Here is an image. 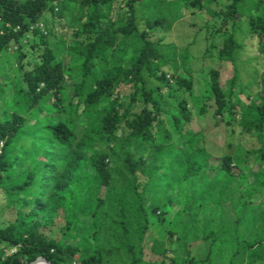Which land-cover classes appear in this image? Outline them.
I'll list each match as a JSON object with an SVG mask.
<instances>
[{
  "label": "trees",
  "instance_id": "1",
  "mask_svg": "<svg viewBox=\"0 0 264 264\" xmlns=\"http://www.w3.org/2000/svg\"><path fill=\"white\" fill-rule=\"evenodd\" d=\"M203 9L215 41L201 56L232 68L229 90L223 67L198 80L189 48L153 34ZM247 35L264 53V0H0V58L14 47L18 66L0 116V191L18 205L0 264H264V165L246 172L250 153L264 162V89L245 106L234 92ZM210 107L260 146L212 161L190 127Z\"/></svg>",
  "mask_w": 264,
  "mask_h": 264
},
{
  "label": "rangeland",
  "instance_id": "2",
  "mask_svg": "<svg viewBox=\"0 0 264 264\" xmlns=\"http://www.w3.org/2000/svg\"><path fill=\"white\" fill-rule=\"evenodd\" d=\"M204 1L205 0H202V2ZM219 6H221V4L214 1L210 4L212 9H215ZM138 12L139 15L141 12H144V7L142 5H138ZM207 18L208 13L206 12V9L199 11L197 14H184V12H182L181 19L175 21L170 29L164 31L157 30L153 34L155 38H161V41L164 43H173L178 48H189V62L192 68L195 70L196 78L198 80H205L208 77L207 71L209 65H218L223 67L224 71L221 80L225 89L229 90V81L227 82V80H230L233 77L232 68L227 66L226 61H220L216 58L215 49H213L212 54L209 53L207 57L201 56L202 53L205 52V48L210 43L213 44L215 41L214 34H210L212 30L211 26L204 27ZM58 20L56 21L59 23L60 21ZM166 24H168V21H166ZM245 38L244 41L246 42V45L241 53L242 57L237 65L239 72L237 80L238 82L234 86V92L237 94L238 100L243 106L248 103L249 99L259 98L260 93L264 89V53L260 52L258 49L256 38L252 39L248 35ZM241 39L243 40L242 37ZM13 50L14 47H12V49H10L6 54L3 53V56L0 58V82L3 83L5 96L4 100L0 99V116L4 115L3 107L5 102H7L13 96L15 77L18 75V66L15 61ZM25 53L27 59H30L29 56L32 54H30L27 49H25ZM74 70L76 74L79 72L76 67ZM73 82L67 85L68 92L71 91ZM240 88H243L241 93ZM119 90L126 93L129 92L130 89L128 86H121ZM236 98L237 97L234 96L235 100ZM227 103L229 104V99H227ZM213 111V107H210L207 113L203 115L197 116L195 114V117L190 125L193 130H202L205 133V144L208 150L213 154V158L211 159L212 161L218 163L219 160L217 157L223 154H233L236 151L242 152L244 149H253L260 146L259 140L249 133H243L235 121L232 123H226V117H224V119L220 118V123L216 125ZM48 120L52 121L50 118H48ZM29 121L31 124L34 122L33 119H30ZM29 139V137L25 136L22 141L27 144ZM25 155L26 154L24 152L21 153L20 158L22 162L19 168L20 175L30 166V162L27 160ZM39 157L41 156L39 155ZM261 165H264V162L262 163L256 161L255 156L250 153L249 164L247 165L246 172L258 170ZM252 178L253 176L249 179L252 180ZM262 193L263 196L259 201L264 199V192ZM17 207L18 205H8L4 193L0 191V226L6 224L10 219L16 216L18 209ZM177 207L178 205H175V207H166L165 209L171 212L173 211V208ZM186 207L188 212H190V210L193 208L191 207V204H188ZM161 227V225H155L153 227L154 236H161L162 233L159 232ZM185 241L187 246L190 248L196 240L191 233H188L185 236ZM171 249L172 251L169 252V254L172 259H176L180 262L182 260V256L185 254L184 248L181 247L176 241L171 244ZM195 250L196 246L193 247V252ZM169 260L170 259L165 262L156 261L155 264H171L169 263Z\"/></svg>",
  "mask_w": 264,
  "mask_h": 264
},
{
  "label": "water",
  "instance_id": "3",
  "mask_svg": "<svg viewBox=\"0 0 264 264\" xmlns=\"http://www.w3.org/2000/svg\"><path fill=\"white\" fill-rule=\"evenodd\" d=\"M38 261H41V262H43L44 264H56V263H54V262L49 261L48 259H46V258L43 257V256H38L36 259H34L33 261H31V262L28 263V264H35V263L38 262Z\"/></svg>",
  "mask_w": 264,
  "mask_h": 264
},
{
  "label": "bare ground",
  "instance_id": "4",
  "mask_svg": "<svg viewBox=\"0 0 264 264\" xmlns=\"http://www.w3.org/2000/svg\"><path fill=\"white\" fill-rule=\"evenodd\" d=\"M35 264H44L43 262H41V261H38V262H36Z\"/></svg>",
  "mask_w": 264,
  "mask_h": 264
}]
</instances>
